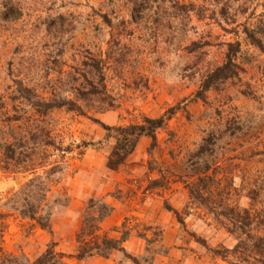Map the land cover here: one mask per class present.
<instances>
[{"label":"rangeland","instance_id":"1","mask_svg":"<svg viewBox=\"0 0 264 264\" xmlns=\"http://www.w3.org/2000/svg\"><path fill=\"white\" fill-rule=\"evenodd\" d=\"M21 5L18 20L0 24V143L14 149L8 168L0 149L5 250L34 256L45 248L50 235L3 204L33 175L32 168L37 172L41 162L63 157L67 174L50 191V196H58L67 188L70 194L69 203L54 209L52 217L57 249L72 248L71 234L88 199L107 195L134 217L128 224L135 237L124 244L128 252L144 253L147 242L136 235L144 232L151 239L150 252L157 251L151 264H234L228 249L240 231L227 230L221 203L235 206L238 216L244 208L251 214L256 209L264 219V52L247 41L241 26L227 32L223 22L220 26L207 15L192 13L183 24L174 20V28L167 29L164 23L129 20L124 0L108 10L112 25L97 14L107 9L103 0H21ZM262 10L258 5L252 20ZM59 13L67 16L62 34L55 24L48 26ZM179 38L180 46L174 48ZM191 40L196 41L191 47L205 40L210 45L188 51L185 46ZM229 40L241 43L237 60L243 69L203 97L195 96L201 69L221 62ZM251 55L255 59L248 63ZM90 56L101 59L111 105L92 112L88 108L100 101L78 99L88 109L84 115L68 109V104L80 62ZM173 105L178 108L157 129L154 146L142 135L117 168L107 165L116 132L86 115L108 126H123L141 122L143 116H158ZM210 137L214 143L197 155ZM82 140L89 144L78 148ZM66 146L70 151L59 149ZM204 164L206 171L194 173L195 166ZM205 176L212 180L198 185L209 207L189 191L190 184ZM252 183L259 187L254 198L249 196ZM253 232L264 235V222ZM110 256L71 258L68 264H133L119 252Z\"/></svg>","mask_w":264,"mask_h":264},{"label":"trees","instance_id":"2","mask_svg":"<svg viewBox=\"0 0 264 264\" xmlns=\"http://www.w3.org/2000/svg\"><path fill=\"white\" fill-rule=\"evenodd\" d=\"M123 1V0H122ZM121 0H103V5L107 7L103 12H97L102 21L112 25V20L108 16V10L113 11V6L119 5ZM129 5L128 14L132 22L155 24L164 23L167 29L174 28V20L179 24H183L185 20H189L191 14L198 17L207 15L213 18L218 25L223 22L226 26L222 28L227 32H235L236 26H241L247 41L258 51L264 52V10L260 11L252 20L255 14V8L259 5L264 9V0H124ZM108 7H111L108 9ZM208 11L207 14H205ZM22 15L21 0H0V24L16 21ZM67 16L59 13L53 20L49 21L48 26L56 25L59 33H63L64 23ZM71 21H75L71 19ZM228 25V26H227ZM175 35L174 32L172 34ZM191 40L185 48L188 51H196V47H204L210 45L208 40L202 43ZM191 45H193L191 47ZM180 46V38L175 41L174 48ZM223 57L220 63L214 66H205L201 69L199 88L195 92V96L203 97L204 92L210 88H218L228 79L237 77L243 69L237 60L240 52L241 43L239 40H229L224 44ZM205 52L201 51L200 54ZM255 59L254 55L249 56L246 61L252 63ZM81 69L73 78L75 86L73 87V99L69 100L68 109L77 111L80 114H86L88 109L95 111L107 110L111 102L107 100L108 95L105 91L104 76L102 71L101 59L90 56L87 60L82 59L80 62ZM249 94V91H243ZM82 100H98L102 103L99 106L84 109L78 102ZM64 104V103H63ZM59 105H62L59 104ZM178 105L167 108L158 116H143L141 122L129 123L126 125L108 126L92 115L87 117L101 123L104 128H112L116 132V142L113 145L111 154L108 157L107 165L110 168H117L125 159V157L133 152L137 144L138 138L142 135L151 138V146L156 144L157 129L161 128L166 121L176 112ZM50 143L45 141L44 144ZM214 141L210 138L205 140V146L201 147L197 155L203 154V150L208 148ZM89 142L82 140L77 145H88ZM19 146L20 145L19 143ZM3 162L5 168L10 165V159L14 149L9 143L1 142ZM61 151H70V148H59ZM79 153H82L79 150ZM40 170L36 172L35 168L32 176L28 177L12 194L6 199L3 205L16 212L20 218L30 222L31 227H38L46 231L50 235V239L45 243V248L34 256H30L26 252L20 250L18 252L6 251L3 246V227L4 222L0 220V264H68L67 258L74 257L78 260L91 258L99 255L109 257L114 252H119L123 259L130 260L133 264H151L154 253L148 246L151 242L150 238H146L144 232H136L137 236L145 238L147 244L142 254L134 255L128 252L123 243L129 238L132 227L128 224V217L124 219L120 227H114L115 231H119V235H111L108 231L99 233L100 224L111 213L112 206L107 203L102 196H91L81 213V223L75 234L76 247L73 253H65L59 251L56 246L58 240L54 238L52 228V217L54 209L60 206H66L70 200L69 190L66 188L58 196H50L51 188L54 184L62 181L68 171V163L63 159H59L53 163L41 162L38 166ZM207 164L203 167L195 166L194 173L206 171ZM198 183L189 185L191 196L197 201L204 202L207 207L209 203L207 198L203 197L199 185L205 186L208 180H212V176L200 177ZM199 184V185H198ZM249 187V196L254 198L259 192V187L255 183ZM221 207L227 215V219L223 224L227 226V230L231 233L239 234L235 236L237 242L232 249H228L229 254L232 253L234 264H253L256 261L264 260V235L253 232L255 226L264 222L260 218L261 212L253 209L251 214L247 208L242 209L243 215H237L236 207L229 203L222 202ZM247 228V229H246ZM155 240V239H153ZM152 240V241H153ZM153 243V242H152ZM225 248V251H227ZM214 253L225 258L228 254L223 251L214 249ZM221 253V254H220Z\"/></svg>","mask_w":264,"mask_h":264},{"label":"crops","instance_id":"3","mask_svg":"<svg viewBox=\"0 0 264 264\" xmlns=\"http://www.w3.org/2000/svg\"><path fill=\"white\" fill-rule=\"evenodd\" d=\"M101 195H105V194H101ZM105 201L107 203H109L111 206H112V211L111 213L102 221V223L100 224V229H99V233H102V232H106L108 231L111 235H115V236H118L119 235V231H115L113 228L114 227H120V225L122 224V222L124 221V219L126 217H128V221H129V218L131 217V213H129V211H123L122 207L119 206V204H116L114 202V200H112L109 196L105 195ZM134 218L133 215L130 219ZM80 223H81V213H80V216H79V223L77 225H75L74 229H73V232L71 234V237L73 238V242H72V248L71 249H63V248H59L58 247V250L59 251H63V252H68V253H73L75 251V247H76V241H75V234L76 232L78 231L79 227H80ZM135 229L132 228V231H131V234L129 236V238L123 243V245L129 241L132 237H135V232H134ZM112 231L113 233L116 232L117 234H112ZM148 236V234H146ZM161 238V239H160ZM159 240H161L163 242V236H160L159 237ZM158 240V241H159ZM61 241V240H60ZM59 241V242H60ZM62 244V243H61ZM57 246H59V243L57 244ZM125 246V245H124ZM65 252V253H66ZM111 257V256H110ZM71 258L73 259H76L74 257H70V258H67V262L70 263L71 262ZM93 259H103L105 257H102V256H99V255H96V256H93L91 257ZM109 258V257H108ZM78 260V259H77Z\"/></svg>","mask_w":264,"mask_h":264}]
</instances>
